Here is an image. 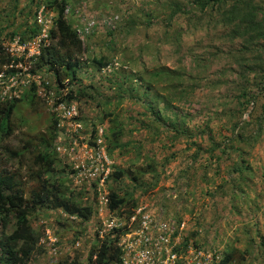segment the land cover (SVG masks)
Returning a JSON list of instances; mask_svg holds the SVG:
<instances>
[{
    "label": "rangeland",
    "instance_id": "obj_1",
    "mask_svg": "<svg viewBox=\"0 0 264 264\" xmlns=\"http://www.w3.org/2000/svg\"><path fill=\"white\" fill-rule=\"evenodd\" d=\"M158 1L169 0H75L72 5L75 10L67 16L73 26L93 27L90 39H85L86 56L115 52L121 56L118 60L122 61L124 55L131 57L139 55V61L135 63L134 68L132 67L137 71H142L143 68L150 71L155 67L163 66L169 70L181 67L193 72L194 83L197 82L199 88L190 95L183 96L179 102H174L175 106L180 108L178 111L186 114L184 125L194 132L192 144L185 137L172 139L171 136L174 133L169 130L168 132L165 127H159L162 131L158 136L143 127L141 122L151 123L154 118L144 114L145 107L140 101L134 103L131 100H125L122 104L114 101L115 90L108 89V84H105L102 79L106 74L111 73L112 68L93 72V74L91 71H82L83 84L87 86L90 83L94 84L97 86V91L102 93H93L89 88L93 98L76 101L77 114L69 118L66 117L67 115L59 114L55 109L61 96L57 88L52 86V77L45 72L34 76L30 73L31 68H34L30 61L22 65V77L25 80L40 82L37 92L39 100H35L37 102L35 104L27 101L19 103L12 116L15 126L14 135L4 144L12 149H19L27 139H32L35 144H39L40 136L47 133L52 116L58 118V137L54 145L61 162L56 175L61 176L66 188L69 192H73L75 198L94 207V213L89 222H82L81 218L65 214L60 209L43 208L32 213L30 221L33 230L37 232L39 241L29 264H70L77 259L80 264H91L88 255L93 245L98 242L97 239L102 237H100L103 233L101 231L109 229L107 225L109 222L115 225L112 236H122L126 232V227H122L120 220L116 223L117 218L122 217L127 220L126 218L134 214L138 208L132 209L131 212L121 209L123 215H120V209H109L108 196L112 189L117 190L120 195L133 192L138 200V207L146 208L145 212H150L160 219L184 223L185 236L198 232L199 234L192 237L189 242L193 246L194 241L205 242L203 246L205 249L211 245L222 250L231 245L243 250L251 245L246 262L264 264V142L255 146L252 151L253 157L250 158L257 172L252 180L256 190V194H253L257 197L256 203L241 200L239 207L242 209V214L239 216L233 212L231 197L222 195L216 189L225 173L224 161L216 157L220 155V151H215L214 157L207 153L194 157L197 146H193V142L196 141L202 148H209L207 132L212 128L214 136L218 139L231 135L228 121L216 119L215 114L221 113L223 107L218 104L216 108H212L207 104V100L213 81L217 82L218 88L214 89L215 100H217L224 92H228L227 87L231 90L236 88V85H233L235 77L222 76L221 72L224 70L221 65L225 62L220 64L216 61L212 65H205V57H200L201 64L194 63V54L199 49L198 44L196 46L197 35L191 31L193 25L188 24L187 20L175 19L176 24L169 27L165 21L167 13L162 14V19H156V23L153 21L152 25L145 27L149 19L146 13ZM181 2L184 3L185 0ZM25 5L29 10L33 7L28 19L32 24L36 6L30 3V0H0V15L7 19L8 15L13 14L15 18L11 16L8 20L12 22L14 18L13 22L16 25L13 28H15L25 20L27 12L23 14L20 12ZM129 15L138 22V25L127 34L124 29L126 27L122 31L120 29ZM111 33H113L112 36ZM111 39L114 41L112 45L114 47L110 52L109 48L103 45ZM203 49L198 52L202 53ZM124 52L126 54L122 55ZM86 56L84 59L87 58ZM202 78L206 80L201 85ZM228 82L232 85L229 86ZM43 83L49 84L50 90H47ZM205 84H209L207 86L209 88L205 89ZM17 87L15 94H20V90L26 91L23 80L17 84ZM76 87L73 85L74 89ZM105 99H111L112 102L108 106H99L98 100ZM8 100H13L9 92L5 95L4 102ZM228 108L229 105L224 110L228 111ZM112 110L116 113L112 117L121 122L124 127L125 134L122 142H128L129 147L124 154L117 150L110 156L108 145L107 149L103 145L107 156L106 165L112 174L118 168L127 172L133 168L147 169L148 162L155 163L157 175L152 177V174L146 172L143 177L145 182L141 185L133 182L129 175L119 180L110 176L105 182L98 176L92 179L90 171L86 168L88 163L86 153L88 151L95 153L96 149L93 146L96 142L93 130H96L98 135L103 126L108 130L110 117L105 118L104 114ZM171 112L172 110L167 111L166 114ZM74 117L76 118L73 119ZM244 118H247V115ZM57 147L61 148H59L60 152ZM31 161V155L26 153L20 161L14 159L8 166V170L17 169L22 174V182L28 193L35 184L33 180H30ZM204 164L207 166V171L204 170ZM196 169L198 172L193 174ZM204 171L208 172V176L204 175ZM124 220L123 223H125ZM12 228L13 226H10L8 231ZM98 232L99 235H97ZM251 239L253 242H250ZM203 247L200 249H204Z\"/></svg>",
    "mask_w": 264,
    "mask_h": 264
},
{
    "label": "trees",
    "instance_id": "obj_2",
    "mask_svg": "<svg viewBox=\"0 0 264 264\" xmlns=\"http://www.w3.org/2000/svg\"><path fill=\"white\" fill-rule=\"evenodd\" d=\"M73 1L75 0H30V3L36 6V12L41 5H45L46 9L57 13L54 25L50 29L51 44L43 48L40 57L34 62L32 72L49 74L58 85L57 90L62 99L81 101L93 98L89 88L93 93H102L97 91V86L94 84L90 83L88 86L83 84L82 71H91L93 74L112 68L111 73L106 74L102 79L108 84V89L115 90L114 101L118 104H122L125 100L134 103L140 101L145 107L144 114L154 118L151 123L141 122L143 127L151 130L156 136L162 131L159 127H165L167 131L174 133L172 139L185 137L192 144L194 132L184 125L186 114H181L178 111L179 106H175L174 102H179L183 96L190 95L199 88V84L194 83L193 72L181 67L169 70L163 66L155 67L150 71L146 68L137 71L133 68L140 56H126L125 52L122 53L124 55L122 61L118 60L121 56L115 52L86 56V46L78 30L65 18V11L74 5ZM74 10V7L70 8L71 12ZM32 11L33 7L29 10L25 5L20 10L22 14L27 12L25 20L15 28H13L16 25L13 22L15 18L13 14L8 15L7 19L0 15V35L7 30L10 38L19 36L21 41L32 39L39 32L36 22L30 24L28 20ZM162 14H167L165 21L169 27L176 24L175 19H184L188 24L193 25L191 31L197 35L196 46L198 44L199 48L197 50L204 48L202 53L196 51L194 54L193 61L196 65L201 64L200 57H205V65H212L216 61L220 64L225 62L223 66L221 65L224 70L221 72L222 76L235 77L233 85H236V88L231 90L226 85L228 92H224L217 100L214 95V89L218 88L217 82L211 80L213 85L207 100V104L212 108H216L218 104L223 107L221 113L215 114L216 119L228 121L231 135L218 139L214 136L212 128L207 132L209 148H202L196 141L193 142V146H197L194 157H200L201 153L211 154L214 157V152L220 151V155L215 156L224 161L225 173L216 189L222 195L231 197L233 212L241 216L242 209L239 207L241 200L256 203L257 197L253 195L256 194V190L252 180L257 172L250 158L253 157L252 151L255 146L264 142V0H185L184 3L181 0L158 1L146 13V17L149 18L146 26L141 24L149 27L153 21L157 22L156 19H162ZM11 16H14L12 22L8 20ZM137 25L138 22L129 15L121 29L119 25V29L122 31L126 27L124 29L129 34ZM91 35L87 39H90ZM112 45L114 41L111 39L103 46H107L111 52L114 47ZM11 60V57L4 52L0 41V69ZM204 80L206 79H201V85ZM228 83L229 86L232 85L231 82ZM73 85L77 87L74 89ZM204 86L205 89L209 88L207 87L209 84ZM67 87L69 89L65 95L62 91ZM35 88L34 86L22 97L13 101L0 100V264H29L39 241L37 232L32 228L30 216L39 209H60L65 214L81 218L82 222H89L94 213V207L75 198L73 192H69L66 188L61 176L56 175L61 162L54 145L58 137V118L52 116L47 133L40 136L39 144H35L32 139L23 142L19 149H12L4 144L14 135L15 126L12 116L19 103L27 101L35 104L37 103L35 100H39ZM110 100H98V105L108 106L112 102ZM228 105V111L224 110ZM171 110L170 114H166ZM114 114H116L114 110L104 114L105 118L110 117V127L106 135L110 156L117 150L124 154L129 147L128 142H122L124 127L112 117ZM246 115L247 118H244ZM26 153L31 155L30 180L35 182L30 193L25 191L22 174L17 169L8 170L14 159L20 161ZM203 166L207 171V166L205 164ZM156 170L155 163L148 162L147 169L133 168L126 172L118 168L111 174V178L119 180L129 175L133 182L141 185L145 182L143 177L146 172L155 177ZM208 170H210L209 165ZM206 171L204 175L208 176ZM197 172L196 169L193 174ZM108 197L109 207L112 210L125 209L131 212L138 206V200L133 192L120 195L117 190L112 189ZM10 226L13 228L8 231ZM198 234L192 232L186 236L185 245H188L191 238ZM118 239V236L112 237V233L97 239L98 242L93 245L88 255L89 262L91 264L119 262L122 252L118 247ZM251 241L253 242L252 239ZM204 243L194 241V246L201 248ZM211 247L215 246L209 245L208 248H203L208 250ZM250 247L240 250L228 245L222 249L224 257L221 264H248L246 261L251 251ZM70 264H80V262L77 259Z\"/></svg>",
    "mask_w": 264,
    "mask_h": 264
},
{
    "label": "built area",
    "instance_id": "obj_3",
    "mask_svg": "<svg viewBox=\"0 0 264 264\" xmlns=\"http://www.w3.org/2000/svg\"><path fill=\"white\" fill-rule=\"evenodd\" d=\"M41 42V38H38L33 43L34 48L39 47ZM26 48L28 46L22 47L23 50ZM18 76L19 74H14L8 80H3V75H0V87L4 96L10 91L13 95H17L15 93L19 84ZM29 83V80H23L25 86ZM55 109L59 114L62 113L69 118L76 114L74 106L66 107L63 103L58 104ZM100 131L102 134V130ZM102 142L99 138L97 145L94 146L95 153L89 151L86 153L88 159L86 168L90 171L92 179L98 176L105 182L110 168L106 165L107 156ZM59 148L58 150L61 149ZM145 210L146 208L139 207L134 214L126 218L127 220L122 217L117 218L116 223L120 220L122 227H126V232L118 243L122 252L120 261L114 264H221L222 255L217 249H196L192 244L185 245L184 223L160 219ZM108 226L109 229H114L115 225L109 222Z\"/></svg>",
    "mask_w": 264,
    "mask_h": 264
},
{
    "label": "clouds",
    "instance_id": "obj_4",
    "mask_svg": "<svg viewBox=\"0 0 264 264\" xmlns=\"http://www.w3.org/2000/svg\"><path fill=\"white\" fill-rule=\"evenodd\" d=\"M70 12H71L70 8H67L65 11V18L67 20H68L67 15L70 14ZM55 18H57V13L55 11H51L49 9H46L45 5H41V7L39 9H37V12L35 11V16H34V22H36V25L39 28V32L35 36H33L32 39L27 40V41H21L19 36H16L14 38H10L7 35V32L6 33L4 32L0 35V41H1V45H2L3 50L12 59L10 63L3 65L2 68L0 69V75H3V77H2L3 80H8L14 74H19L18 79H17L18 83L21 82L22 80H25L22 77V75H23L22 70H21L22 65L27 63L28 61L32 62L34 65V62L40 57L43 48H45L51 44L50 29L54 25V19ZM74 27H75V29L78 30L80 38L82 39V41H84V46H85V39L93 33L92 32L93 27L89 26V25L87 27L80 26V25H74ZM8 31H10V30H8ZM38 38H41L42 42H41L39 47L34 48L33 43ZM23 46H28V48L23 50L22 49ZM13 51H15V53H12ZM32 71H33V68H31L30 73H32L34 76H36L37 73H33ZM43 84L45 85L47 90H50L51 86L49 84H45V83H43ZM39 85H40V82H37L34 80V81H31L26 86V91H24V90L22 91L19 89L20 94H17V95H13L12 91H10L9 93H11V98H13V99L20 98V97H22V95H24L26 92H28L29 90H31L35 86L36 88L34 91L36 92V94L38 96L37 92L39 89ZM52 86L56 87L58 89V85L55 83L54 80H53ZM67 86H69V85H67ZM16 89L18 90V87ZM68 89H69V87L65 88V90H63L62 92H64L66 95L68 92ZM4 98H5V96L3 95V89L0 87V100L2 102H4ZM9 101H13V100H8V102ZM60 103L65 104L66 107L74 106L75 110H76L77 103L75 100L69 101L67 99H62V97H61L60 100L56 103L57 106ZM76 114H77V110H76ZM76 114H74V115H76ZM75 118L76 117H74L73 119H75ZM102 130H103V136H102L101 132H100V134H101V136H100V134L98 135L96 130H93V137L96 138V140H95L96 142L93 144V146L97 145V141L100 138L103 141L102 146L104 145L105 148L107 149V139H106L107 130L104 126L102 127ZM57 149H58V147H57ZM110 176H111V174L109 173L107 180ZM108 201H109V197H108ZM105 203H107V201ZM108 206H109V203H108ZM136 208H139V207L137 206ZM136 208H134V209H136ZM109 209H111V208L109 207ZM119 211H121V210H119ZM120 215H123L122 211L120 212ZM114 229H106L104 231H101L103 233L100 234V237L102 236L104 238L105 235H107L109 233H113L112 231H114ZM102 237L100 239H102ZM118 238H119L118 239V243H119L121 236H119ZM118 247H119V244H118ZM213 248H215L219 251V253L222 255V259H223V257H224L223 251L217 247H211L209 249H213Z\"/></svg>",
    "mask_w": 264,
    "mask_h": 264
},
{
    "label": "bare ground",
    "instance_id": "obj_5",
    "mask_svg": "<svg viewBox=\"0 0 264 264\" xmlns=\"http://www.w3.org/2000/svg\"><path fill=\"white\" fill-rule=\"evenodd\" d=\"M5 83H7V82H5Z\"/></svg>",
    "mask_w": 264,
    "mask_h": 264
}]
</instances>
